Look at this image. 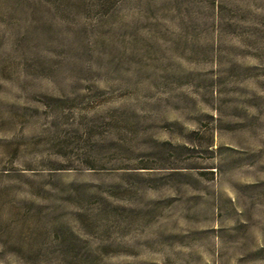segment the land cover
<instances>
[{
  "label": "rangeland",
  "instance_id": "obj_1",
  "mask_svg": "<svg viewBox=\"0 0 264 264\" xmlns=\"http://www.w3.org/2000/svg\"><path fill=\"white\" fill-rule=\"evenodd\" d=\"M0 264H264V0H0Z\"/></svg>",
  "mask_w": 264,
  "mask_h": 264
}]
</instances>
